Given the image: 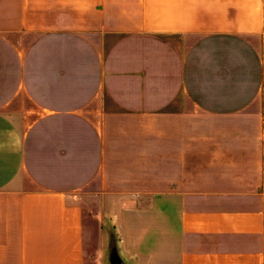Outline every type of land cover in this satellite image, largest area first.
<instances>
[{"label":"crops","instance_id":"1","mask_svg":"<svg viewBox=\"0 0 264 264\" xmlns=\"http://www.w3.org/2000/svg\"><path fill=\"white\" fill-rule=\"evenodd\" d=\"M113 242L264 264V0H0V264Z\"/></svg>","mask_w":264,"mask_h":264},{"label":"rangeland","instance_id":"2","mask_svg":"<svg viewBox=\"0 0 264 264\" xmlns=\"http://www.w3.org/2000/svg\"><path fill=\"white\" fill-rule=\"evenodd\" d=\"M113 247H115V245H114V242L111 244V245H109V246H107L105 249H104V253H103V256H95V253H97V252H99V250H100V247L99 246H97V247H94L93 249L91 248V250H90V254H92V255H90L91 256V258H94L95 260H94V263L95 264H109V253H110V251H111V249L113 248ZM94 254V255H93Z\"/></svg>","mask_w":264,"mask_h":264},{"label":"water","instance_id":"3","mask_svg":"<svg viewBox=\"0 0 264 264\" xmlns=\"http://www.w3.org/2000/svg\"><path fill=\"white\" fill-rule=\"evenodd\" d=\"M109 264H126L121 259L117 247H113L109 253Z\"/></svg>","mask_w":264,"mask_h":264}]
</instances>
